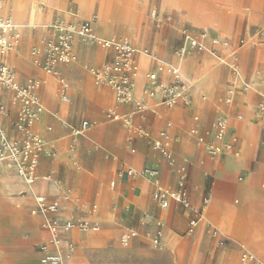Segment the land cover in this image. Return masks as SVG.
<instances>
[{"label":"crops","instance_id":"0c3cea01","mask_svg":"<svg viewBox=\"0 0 264 264\" xmlns=\"http://www.w3.org/2000/svg\"><path fill=\"white\" fill-rule=\"evenodd\" d=\"M164 2L139 0L146 3L143 26L153 40L146 45V54L142 51L148 61L140 83L142 71L136 50L138 77L134 98L143 99L145 110L132 116L131 125L145 131L147 137L136 135L122 121L107 119L110 111L134 113L132 104L117 103L110 88L96 86L87 70L106 63L109 52L77 43L76 62L59 66L58 76L46 75L34 64L31 53L30 63L27 61L31 45L39 47L49 35V26L62 20L57 13L45 14L37 29L20 32L23 45L13 65L6 56L0 58V65L13 67L9 68L19 85L40 81L37 94L43 112L32 128L53 150L50 157L39 155L31 185L0 165V264H41L40 247L51 238L45 226L47 218L61 229L59 252L63 264H240L244 253L254 256L257 264H264V113L259 111V106L264 105V0H174L178 5L171 13L155 4ZM187 3L192 5V11L185 9ZM152 6L164 16L163 25L156 29L149 20L154 21L156 13L147 14ZM138 16L143 18L139 12ZM85 20L76 17L74 23ZM97 26L94 33L98 37ZM201 30L207 31L210 38L227 41L225 47L217 48L218 57L195 51L177 60L188 59L185 68L190 77L205 63V82L212 94L185 81L190 87L188 104L179 103L168 109L157 99H144L146 75L157 73L159 66H172L182 75L181 69L170 61L175 56L172 48L181 33L195 37ZM115 33L112 31L111 35ZM111 39L122 38L102 40ZM236 39L243 45L238 50L234 74L231 67L228 69L231 56L227 47ZM157 76L164 84L171 80L165 72ZM229 92L230 101L226 102ZM64 96L68 101L63 100ZM0 104L8 111V118L15 119L17 109L12 93L0 90ZM219 116L228 122L227 139L234 140L237 155L211 157L198 142L197 135L206 142L215 139L212 125ZM8 118L0 116V126L9 137L20 138L6 121ZM83 122H88L90 128L76 134ZM192 131L198 134L192 135ZM161 132L167 135L164 143L173 154L178 174L153 147ZM146 167L156 169L160 185L171 190L177 189V176L184 168L186 189L194 208H200L205 197L210 198L191 234L188 229L193 214L189 210L174 202L175 206L167 209L170 201L160 208L154 198L153 182L127 174L130 169L140 171ZM38 197L55 204L58 212L47 216L39 213ZM145 214L150 215V222L144 220ZM156 221L163 223V248L159 250L150 242L157 231ZM82 222L99 229L81 230ZM66 223L73 228L63 230ZM148 225L155 230L148 229ZM207 229L217 234L212 235ZM130 230H136V236L121 248L119 237ZM250 230L254 238L248 241L246 233ZM118 249L125 254L121 255Z\"/></svg>","mask_w":264,"mask_h":264},{"label":"built area","instance_id":"2783aa9c","mask_svg":"<svg viewBox=\"0 0 264 264\" xmlns=\"http://www.w3.org/2000/svg\"><path fill=\"white\" fill-rule=\"evenodd\" d=\"M154 16V14H153ZM95 18L85 20L80 23H64L55 21L49 26L48 37L42 39L41 45L31 51L34 64L37 65L44 73L51 76H58V67L69 65L77 60L76 44L82 43L90 46H97L110 54V59L101 67L87 68L94 79L96 86H105L110 88L116 97L119 105L134 106V113L121 115L116 111H110L107 114L109 121H122L128 128L133 129L131 125L132 116L141 114L145 110L143 99L134 98V82L137 75V65L135 62L136 50L126 41L119 40H102L94 33ZM14 29L13 23L9 19H0V52L4 56L13 47V43L19 40L15 36L13 42L6 38V34ZM186 43L179 47L175 53L177 57H186L191 52H205L206 44L214 48L225 47L227 42L218 38H210L207 31L201 30L197 36L184 34ZM243 42L237 44L236 51L233 53V63L231 70L234 74L237 72L238 50L242 47ZM165 72L171 79L164 84L158 81V74ZM148 85L143 89L144 99H157L161 105L171 109L179 103L188 104L189 87L178 77V71L172 66H159L157 73L147 75ZM41 83L37 80L30 81L27 85H19L15 73L12 69L0 65V90L8 91L13 95V105L16 107V117L11 123V128L20 138H11L5 129L0 126V165L6 170L14 173L20 180L27 185H31L35 179V171L38 165L39 155L44 154L48 157L53 155V150L33 132V123L40 117L43 112V105L37 90ZM231 92L225 101H230ZM68 101L67 97H63ZM260 113H264V105L259 106ZM0 116L8 118L9 114L6 108L0 104ZM214 129V140L206 142L204 137L198 136L197 131H192V135H197L198 142L203 144L204 150L211 157H217L224 153L237 155L234 150V140L227 139L228 122L225 117L219 116L212 125ZM90 128L88 122H83L81 129L76 134L86 131ZM136 135L147 137V133L142 129H133ZM167 138L165 132L160 133V139L153 142L154 149L165 160L167 166L175 169L178 174V168L175 167V161L172 152L169 150L164 140ZM180 176H177V189H165L160 185L159 172L154 168H143L140 171L130 169L127 174L133 178L143 177L153 182L156 187L154 198L160 208H165L168 201L182 206L193 214L189 223L188 233L191 234L194 228L201 221L203 212L207 208L210 198L205 197L202 200L200 208H194L189 201L188 191L186 189V176L184 168L180 169ZM1 178V173H0ZM37 211L45 216L54 215L58 212L55 204H47L44 198L36 199ZM144 220L151 221V217L145 214ZM157 229L161 228L160 222H155ZM45 226L51 233L50 240L40 247L42 253L41 264H63V258L59 252V235L60 228L53 219L47 218ZM73 225L66 223L63 230L69 231ZM81 230L98 231V226L91 225L88 222H82L79 225ZM161 235L160 232L157 236ZM136 236L133 230L127 231L120 238L122 247H127L130 241ZM155 247L158 246L157 238L153 241ZM240 264H257L256 259L244 253L240 257Z\"/></svg>","mask_w":264,"mask_h":264},{"label":"bare ground","instance_id":"6f19581e","mask_svg":"<svg viewBox=\"0 0 264 264\" xmlns=\"http://www.w3.org/2000/svg\"><path fill=\"white\" fill-rule=\"evenodd\" d=\"M105 1L104 0H74L75 4L78 5L80 12H86L90 8L95 7V5H99L101 16L104 19L103 23L106 28L113 27L116 21H118L122 23V25H124L125 28L135 31L140 39L146 37V32L139 25V18L136 17L134 11H132L131 9L127 10L128 7L115 5L114 3L118 2V1L116 2V0H112V2L114 1V3H109L110 0H107V2ZM66 7L67 4L65 0H7L5 3H0V18L9 19L14 25V29L8 34H6V38L9 41L13 42L14 37L17 35L19 36V40L16 43L15 42L13 43V47L9 52L5 53L4 56H2L0 52V58L6 56L7 62L10 63L13 58V53L11 54V52L17 48L19 41L21 39V34H20L21 30L22 32H24L34 28H38L39 27L38 24L42 22L45 14L51 15L53 12L60 14L62 13L65 15L67 20L76 17V14L69 12ZM93 17L95 18V24H94V31H95V28L99 20L98 17L96 15H92L84 19L90 20ZM62 21L64 23H74V22H67L65 20ZM119 41H126L135 49V47L128 40L120 39ZM144 53L146 54L145 51ZM177 58L183 59L186 57H177ZM185 63L186 62H183L181 60H177L175 62L177 67H179L181 71L184 74H186V79L190 82V84L196 85L197 83H199L201 79L206 77L207 71L205 70V63L202 65V68H200L199 71L197 70L198 73L197 74L195 73V76L193 77H190L189 71L185 68ZM177 71H178L179 79L181 81H184L180 71L178 69ZM137 77H138V67H137V75L134 82V91H136ZM146 81H147V75H146ZM203 84L206 86L205 82ZM36 122L37 120L33 123V126H35ZM160 236L162 237V232ZM59 246H61L60 242H59ZM124 252L120 251V254L124 255L125 254Z\"/></svg>","mask_w":264,"mask_h":264},{"label":"rangeland","instance_id":"374dc122","mask_svg":"<svg viewBox=\"0 0 264 264\" xmlns=\"http://www.w3.org/2000/svg\"><path fill=\"white\" fill-rule=\"evenodd\" d=\"M105 1V0H104ZM118 1V2H117ZM124 1V2H123ZM116 0L117 3H114V1L112 2V0H110L109 3H114L115 5H118V6H124V7H128V9H131L132 11L135 12L136 14V17L139 18V25L141 26V28L146 32V37H144L143 39H140L138 34L133 31V30H130L128 28H125L124 25H122V23L116 21V23L114 24L113 27H110V28H106L105 25H104V19L102 18L101 16V13H100V8H99V5H95V7H92L90 8L88 11L86 12H80L79 11V7L77 4H75L74 0H65L66 4H67V10L71 13H74L76 14V17L77 18H85L87 16H90V15H96L98 17V26H97V35L98 37L102 38V39H106V38H109V37H115V38H124V39H128L130 41H132V43L134 44V47L135 49L137 50L138 52V61L137 63H141V71H142V75L140 76V79H139V83L140 82H143L144 81V78H143V70L145 68L146 70V62L148 61V57H145L143 56V52L145 50V47L147 44H149L150 42H152L153 40V36L152 34L146 29L145 26H143V23L146 22V3H139V0H138V3H130L131 0ZM107 2V0L105 1ZM156 5L160 6L165 12L167 13H171V11L173 9H175V7L178 5V3H175L174 0H166L164 3H155ZM185 9L189 12V11H192V5L190 3H187V5L185 6ZM138 12L140 13L141 16H143V18H140L138 16ZM151 12H155L156 13V17H155V20L153 21L151 18H149L150 22L152 23V27L153 29H156L158 28V26H162L163 25V19H164V16L162 14H160V12H158V10H156L153 6L148 10V16ZM56 13V12H55ZM87 13V14H86ZM60 17H62V20H65L67 22H74V19L76 17H73V18H70V19H66L65 15L64 14H60V13H57ZM10 17V16H8ZM62 20H58V21H62ZM76 23V22H75ZM115 27V28H114ZM37 29V28H35ZM112 31H116V33L114 35H111ZM22 32V30H21ZM23 33V32H22ZM227 40H231L230 38H228ZM240 41V39H236L235 42H233L232 44H230L228 42V49L230 50V56H231V61L228 63V69L229 67H231L232 65V59H233V53L236 51V46H237V43ZM227 42V41H226ZM138 43V44H137ZM186 43L185 41V38H184V35H182V33L180 34V37H179V40H176L173 48H172V52L173 54L176 53L177 49L181 46H183L184 44ZM245 44V43H244ZM23 45V37L21 36V39L19 41V44L17 46V48L11 52V54L13 53V58H12V61L9 63L10 65H13V60L15 59V56H16V53L18 52L19 48ZM41 45V43H40ZM39 45V46H40ZM38 46V45H36ZM33 48H35V44H32L31 47H30V50H29V53H28V56H27V61L29 62V55L31 53V51L33 50ZM264 47H262L261 49H263ZM216 50L218 49H214L211 45H210V42H208L206 44V51L205 53L207 54H210L212 57L214 58H217L218 57V54L216 52ZM147 52V51H145ZM161 56H162V53L160 52L159 53V59H161ZM238 58V57H237ZM177 57L176 56H171V63H174L177 61ZM188 59H185L183 60V62H186ZM238 62V61H237ZM30 63V62H29ZM5 65V64H4ZM8 66V65H5L7 67H12V66ZM140 65V64H139ZM13 68V67H12ZM15 69V68H14ZM182 72V71H181ZM46 74V73H45ZM148 74V73H147ZM47 75V74H46ZM91 75V74H90ZM182 75H183V80L186 81V82H189L187 79H186V74H184L182 72ZM92 76V75H91ZM93 78V77H92ZM205 78L201 79L199 81V83H197L195 86V88L197 90H200L204 93H206L207 95H211L212 92H211V89L210 87H207V85L205 86L203 83L205 82ZM204 82H203V81ZM94 81V79H93ZM190 83V82H189ZM95 84V83H94ZM206 84V82H205ZM61 86H62V83H61ZM205 86V87H204ZM140 87V86H139ZM208 89H207V88ZM9 117V116H8ZM14 119H6V121L8 122V124L10 125L11 127V123ZM175 206V204L173 203V201H170L169 204H168V207L167 209H172L173 207ZM143 224V220L141 221ZM156 222H160L161 223V228L160 229H157V231L155 232V234L150 238V242L152 245L153 244V241L157 238L158 240V246H157V249H162L163 248V244L161 242V236H157V233L160 232L161 233V229L163 227V223L161 221H156ZM200 227H203V224H201ZM148 229H151V230H155L154 229V226H151V225H148L147 226ZM134 232H136V230H134ZM207 232H210V234L214 235V234H217V232L215 230H211V229H207ZM137 233V232H136ZM164 234V233H163ZM253 235H254V232L253 230H250L246 233V239L248 241H251L253 240ZM122 236V235H121ZM121 236L119 237V246L122 248V246L120 245V238ZM119 251H121L122 249H118ZM164 260L167 261V258L164 257ZM41 263V262H40Z\"/></svg>","mask_w":264,"mask_h":264}]
</instances>
